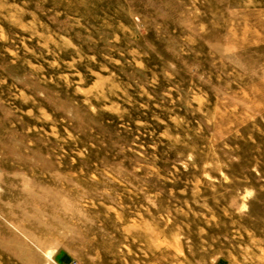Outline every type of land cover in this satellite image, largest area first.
<instances>
[{"label":"rangeland","instance_id":"obj_1","mask_svg":"<svg viewBox=\"0 0 264 264\" xmlns=\"http://www.w3.org/2000/svg\"><path fill=\"white\" fill-rule=\"evenodd\" d=\"M0 264H264V0H0Z\"/></svg>","mask_w":264,"mask_h":264}]
</instances>
